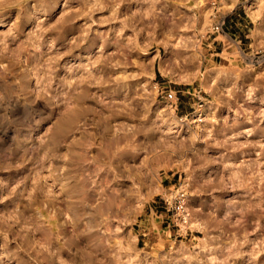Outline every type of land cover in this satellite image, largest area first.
Returning <instances> with one entry per match:
<instances>
[{
    "label": "rangeland",
    "instance_id": "1",
    "mask_svg": "<svg viewBox=\"0 0 264 264\" xmlns=\"http://www.w3.org/2000/svg\"><path fill=\"white\" fill-rule=\"evenodd\" d=\"M0 264H264V0H0Z\"/></svg>",
    "mask_w": 264,
    "mask_h": 264
},
{
    "label": "built area",
    "instance_id": "2",
    "mask_svg": "<svg viewBox=\"0 0 264 264\" xmlns=\"http://www.w3.org/2000/svg\"><path fill=\"white\" fill-rule=\"evenodd\" d=\"M219 29L218 25L214 26V30L218 31ZM165 203L174 213L177 222H181L183 215L187 214L188 194L186 189L182 186L171 189Z\"/></svg>",
    "mask_w": 264,
    "mask_h": 264
},
{
    "label": "bare ground",
    "instance_id": "3",
    "mask_svg": "<svg viewBox=\"0 0 264 264\" xmlns=\"http://www.w3.org/2000/svg\"><path fill=\"white\" fill-rule=\"evenodd\" d=\"M186 217H187V214L183 215V218H182L181 222H185Z\"/></svg>",
    "mask_w": 264,
    "mask_h": 264
}]
</instances>
